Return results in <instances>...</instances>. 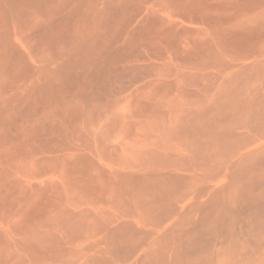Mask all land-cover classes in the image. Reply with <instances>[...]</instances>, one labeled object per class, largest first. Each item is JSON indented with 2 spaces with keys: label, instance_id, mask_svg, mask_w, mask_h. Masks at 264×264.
Wrapping results in <instances>:
<instances>
[{
  "label": "bare ground",
  "instance_id": "6f19581e",
  "mask_svg": "<svg viewBox=\"0 0 264 264\" xmlns=\"http://www.w3.org/2000/svg\"><path fill=\"white\" fill-rule=\"evenodd\" d=\"M184 237L264 239V0H0V264H186Z\"/></svg>",
  "mask_w": 264,
  "mask_h": 264
},
{
  "label": "rangeland",
  "instance_id": "374dc122",
  "mask_svg": "<svg viewBox=\"0 0 264 264\" xmlns=\"http://www.w3.org/2000/svg\"><path fill=\"white\" fill-rule=\"evenodd\" d=\"M126 104H125V106H127V108L128 109H126V108H124V103H122L120 106V108L118 109L119 110V112H117L116 111V113H119V114H115V115H121L122 113H123V111H125L124 113L126 114V113H129L130 114V112H131V109H133V107L131 106V103H132V100H128V102L126 101L125 102ZM128 103V104H127ZM130 104V105H129ZM132 105H133V103H132ZM122 106H123V108H122ZM131 108V109H130ZM120 109H123V110H121L120 111ZM125 109V110H124ZM120 112H121V114H120ZM128 114V115H129ZM120 117V116H119ZM118 118V117H117ZM120 119V118H119ZM132 120V118H127V121H131ZM128 122V124H130L129 126H128V128L127 129H129L128 131H127V134H130V135H127L126 136V142H127V149L129 150V148H130V152L127 150V159H128V161H132V162H134L137 158H136V156L138 155L137 153V151L135 150V149H140L141 150V152H143L144 151V149H146V146H144V144L146 143L145 142V139L146 138H144L145 137V132L143 133L142 132V130H143V128L141 129V127L137 124V123H134L133 124V126L135 125L136 127L134 128L131 124L133 123V122H130L129 123ZM127 124V125H128ZM132 126V127H131ZM137 128H140V129H137ZM131 130V131H130ZM134 130V131H133ZM140 130V131H139ZM138 131V132H137ZM116 137L117 136H115L114 137V140L116 139ZM114 142H118V137H117V141L115 140ZM129 147V148H128ZM134 147H136L135 149H134ZM144 147V149H141V148H143ZM132 150H134L133 152H131ZM139 151V150H138ZM137 152V153H136ZM140 151H139V154L141 153ZM132 153V154H131ZM134 154H136V156L134 155ZM137 157H139V155L137 156ZM131 159V160H130ZM187 222V221H186ZM228 222H229V219L225 222V224H224V230H227V228H228ZM188 223V222H187ZM208 224H211V223H208ZM185 225H187V224H185ZM189 226H190V224H188ZM188 225L187 226H185L184 228H188ZM209 227H211V225H208ZM208 227V229H210ZM225 227H227V228H225ZM179 228V227H178ZM176 229V233L178 232V234L180 233V230L179 229ZM179 230V231H178ZM174 235H175V233H174ZM175 237H176V235H175ZM177 237H178V235H177ZM186 239V242H185V246H182V247H184L185 249H183L184 250V252H185V250H186V246H187V250H186V252H187V254H186V252L184 253V255H183V259H185L189 254L188 253H192V255H189L188 256V258L187 259H185V260H183V262L184 263H188V264H190V262H188L189 260L191 261V264L193 263V261L196 259V260H198L197 258H201V260H198V261H201V262H203V264H205L206 262H207V264H213V262H215L214 264H264V246H262L261 244H263L264 243V239H256V240H251V245L249 244V243H247L246 242V240L245 239H238V241H239V243H238V241H237V239L235 240V239H225V241L224 242H226V243H223V247L221 246H219L220 247V250H221V253L219 254V255H217L216 254V256H215V259H214V261H208L209 260V254H207L206 255V253H207V251H203V250H210L211 248L210 247H212V248H214V244H215V242H217V240H219L220 241V239H212V240H216L215 242L213 241V244H212V240L211 239H204V243L207 245V244H209L210 245V247H209V245L208 246H206L205 244H203V248H202V244L200 245L199 244V242L200 243H203V239H199L197 242H198V244H199V246H198V244H197V242H195L194 244H196L195 246H197L196 248H197V251L199 250V248H200V250L198 251V252H201L202 251V253H203V255L201 254V253H199V254H201L202 256L200 257V255L197 253H195L196 251H190L189 252V250L191 249L192 250V248H193V250H196L195 249V247H194V245L192 244V245H187L188 244V239L187 238H185L184 237V240ZM206 240V241H205ZM222 240V239H221ZM232 240V241H231ZM261 240H263L262 241V243H261ZM229 242V244H228V242ZM237 241V242H236ZM255 241V243H256V246H257V244L259 245H261V246H258V248L255 246V247H253L254 245H255V243H253ZM256 241H259V243L258 242H256ZM207 242V243H206ZM209 242H211V243H209ZM230 242H232V245H230ZM236 243V244H238V246H240V243H242L241 244V248L240 247H238V249L240 250H238V251H236L237 250V246L234 244V243ZM249 242V241H248ZM226 244V245H225ZM248 244H249V247L250 246H252V247H250V249H249V247H247L248 246ZM212 245V246H211ZM226 247H225V246ZM228 245V246H227ZM264 245V244H263ZM231 246H234V249H232L233 247H231ZM190 247H192V248H190ZM199 247V248H198ZM209 247V248H208ZM218 247V246H217ZM236 247V248H235ZM261 247V248H260ZM216 248V247H215ZM225 248V249H224ZM231 248V249H230ZM257 248V249H256ZM206 252V253H205ZM238 252V253H237ZM204 253H205V255H206V257L204 256ZM185 255H187V256H185ZM194 255V256H193ZM196 255H197V257H196ZM199 255V256H198ZM184 256H185V258H184ZM190 256H191V259H190ZM204 256V257H203ZM208 256V257H207ZM194 257V258H193ZM196 257V258H195ZM192 258L194 259L193 261H192ZM205 258V259H204ZM203 259H204V261H203ZM186 260H187V262H186ZM237 260H238V262H237ZM200 263V262H199ZM198 263V264H199ZM200 264H202V263H200Z\"/></svg>",
  "mask_w": 264,
  "mask_h": 264
}]
</instances>
